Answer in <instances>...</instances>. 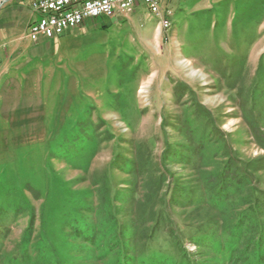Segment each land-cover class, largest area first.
Wrapping results in <instances>:
<instances>
[{
    "label": "rangeland",
    "instance_id": "1",
    "mask_svg": "<svg viewBox=\"0 0 264 264\" xmlns=\"http://www.w3.org/2000/svg\"><path fill=\"white\" fill-rule=\"evenodd\" d=\"M170 12L0 81V264H264V0Z\"/></svg>",
    "mask_w": 264,
    "mask_h": 264
},
{
    "label": "crops",
    "instance_id": "2",
    "mask_svg": "<svg viewBox=\"0 0 264 264\" xmlns=\"http://www.w3.org/2000/svg\"><path fill=\"white\" fill-rule=\"evenodd\" d=\"M34 0H8L0 8V81L3 79L21 81L33 66L34 59H52L60 57L64 47L69 44L60 38L65 34H80L87 30H92L100 26H109L117 24L123 18L133 16L139 8L138 6L129 15L121 18H101L99 20L85 21L80 27L66 31L58 38L54 39L40 38L36 42L28 39V26L33 22L37 15L31 8V2ZM186 0H168L165 8L173 11L182 2ZM211 1L215 3L222 0H205L207 4ZM148 14V13H147ZM97 22V23H96ZM160 27V26H159ZM171 27V26H170ZM56 48L57 50H54ZM55 55V56H54ZM188 60V59H186Z\"/></svg>",
    "mask_w": 264,
    "mask_h": 264
},
{
    "label": "built area",
    "instance_id": "3",
    "mask_svg": "<svg viewBox=\"0 0 264 264\" xmlns=\"http://www.w3.org/2000/svg\"><path fill=\"white\" fill-rule=\"evenodd\" d=\"M8 0H0V8ZM168 0H34L31 8L36 19L28 26L27 37L36 42L40 38L55 39L66 31L80 27L85 21L101 18H121L138 6L156 14L168 29L171 12L164 5Z\"/></svg>",
    "mask_w": 264,
    "mask_h": 264
},
{
    "label": "trees",
    "instance_id": "4",
    "mask_svg": "<svg viewBox=\"0 0 264 264\" xmlns=\"http://www.w3.org/2000/svg\"><path fill=\"white\" fill-rule=\"evenodd\" d=\"M259 198V196L257 197V200H259L258 199ZM259 202H260V200H259ZM258 209H259V211L258 212H260V210L261 211H263L264 212V205H259L258 204ZM257 211V210H256ZM249 212H252L251 210H249ZM257 212V213H258ZM244 215L243 216H245L247 213H243ZM153 238L155 237V236H152ZM161 238V244L162 245H166V244H168L169 242H168V239H166V237L165 238H163V237H160ZM191 240H193V239H191ZM193 244H195L196 246H198L199 244L197 243V242H194V241H191ZM175 247H177V246H175Z\"/></svg>",
    "mask_w": 264,
    "mask_h": 264
},
{
    "label": "bare ground",
    "instance_id": "5",
    "mask_svg": "<svg viewBox=\"0 0 264 264\" xmlns=\"http://www.w3.org/2000/svg\"><path fill=\"white\" fill-rule=\"evenodd\" d=\"M152 15L157 16L156 14H152ZM160 23L162 24L161 19H160ZM162 26L164 27V24H162ZM168 27H169V23H168Z\"/></svg>",
    "mask_w": 264,
    "mask_h": 264
}]
</instances>
